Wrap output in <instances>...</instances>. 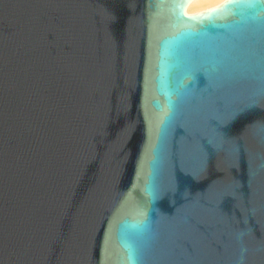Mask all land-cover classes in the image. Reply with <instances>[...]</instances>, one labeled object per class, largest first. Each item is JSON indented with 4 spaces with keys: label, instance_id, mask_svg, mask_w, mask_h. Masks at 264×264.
<instances>
[{
    "label": "water",
    "instance_id": "95a60500",
    "mask_svg": "<svg viewBox=\"0 0 264 264\" xmlns=\"http://www.w3.org/2000/svg\"><path fill=\"white\" fill-rule=\"evenodd\" d=\"M191 1L0 0V264H264V11Z\"/></svg>",
    "mask_w": 264,
    "mask_h": 264
},
{
    "label": "bare ground",
    "instance_id": "6f19581e",
    "mask_svg": "<svg viewBox=\"0 0 264 264\" xmlns=\"http://www.w3.org/2000/svg\"><path fill=\"white\" fill-rule=\"evenodd\" d=\"M227 0H192L186 12L188 14H196L207 11L213 7H217L220 3H224Z\"/></svg>",
    "mask_w": 264,
    "mask_h": 264
},
{
    "label": "snow or ice",
    "instance_id": "6c2138e0",
    "mask_svg": "<svg viewBox=\"0 0 264 264\" xmlns=\"http://www.w3.org/2000/svg\"><path fill=\"white\" fill-rule=\"evenodd\" d=\"M257 5L259 6L261 11H264V0H257V4H253L251 6L252 7H257Z\"/></svg>",
    "mask_w": 264,
    "mask_h": 264
}]
</instances>
